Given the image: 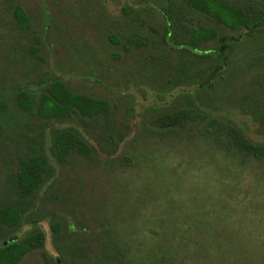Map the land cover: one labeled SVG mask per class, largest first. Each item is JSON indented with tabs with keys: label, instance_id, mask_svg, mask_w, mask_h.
Returning <instances> with one entry per match:
<instances>
[{
	"label": "rangeland",
	"instance_id": "374dc122",
	"mask_svg": "<svg viewBox=\"0 0 264 264\" xmlns=\"http://www.w3.org/2000/svg\"><path fill=\"white\" fill-rule=\"evenodd\" d=\"M165 4L0 0V205L18 199L8 177L19 156L42 151L50 167L33 199L48 193L63 229L81 234L84 244H92L88 236L111 233L123 256L107 264H264V158L227 155L199 135L197 123L174 131L156 126L158 114L184 107L188 91L198 87L179 84L169 91L171 78L191 62L178 51L181 45L163 40ZM15 5L26 12L25 29ZM257 32L230 46L219 80L222 99L208 109L264 142L261 126L235 107L245 92L264 91V24ZM128 34L144 45H129ZM214 46L211 41L200 50ZM57 78L73 92L106 99L110 118H43L35 108L19 109V90L38 101L41 87ZM62 129L82 134L91 155L74 152L56 161L52 138ZM40 225L43 249L19 264H43L42 250L59 256L49 222ZM8 232L0 225V241Z\"/></svg>",
	"mask_w": 264,
	"mask_h": 264
},
{
	"label": "trees",
	"instance_id": "16d2710c",
	"mask_svg": "<svg viewBox=\"0 0 264 264\" xmlns=\"http://www.w3.org/2000/svg\"><path fill=\"white\" fill-rule=\"evenodd\" d=\"M13 8L17 22L25 28V14L18 6ZM162 9L165 20L163 40L181 45L178 51L183 55L187 53L191 62L190 67L183 66L180 74L176 72L172 76L169 91L179 84H196L198 87L197 93L193 89L188 91L184 107L158 114L156 126L160 131H174L186 129L189 124L195 127L197 123L199 135L227 155L264 158V142H254L240 127L227 123L221 114H212L208 109H217L212 101L220 102L222 99V82L219 80L227 67L230 46L256 37L258 28L264 24V0H166ZM134 19L142 22L138 15ZM224 29L229 33L221 32ZM151 30L157 32L153 28ZM126 40L135 48L144 45L143 38L138 39L135 34H128ZM211 41L214 47L200 50ZM193 56L197 57L195 63ZM259 92L257 96L245 92L235 107L242 114L251 116L264 132L261 118L264 91ZM15 100L19 109L28 111L35 108L43 118H65L74 114L81 118L102 117L107 120L111 115L106 99L73 92L59 79L44 85L38 101L24 90L17 92ZM51 147L58 162L74 152L83 156H90L92 152L87 139L73 129L54 133ZM49 167L48 156L42 151H33L19 156L15 170L9 175L8 186L18 199L12 204L0 205V225L9 229L3 240L11 238L5 244L0 241V264H19L30 251L43 249L46 239L40 225L43 220L49 222L51 239L59 254L53 257L42 250L43 264H107V260H120L122 249L114 245L111 233H104L97 239L84 237L85 241L92 243L84 244V240L76 235L78 233L71 235L69 230L63 229L61 220L64 217L59 215L56 207H48L50 204L56 206L48 193H40L33 199ZM23 224H29L28 229L17 234V229Z\"/></svg>",
	"mask_w": 264,
	"mask_h": 264
},
{
	"label": "flooded vegetation",
	"instance_id": "af4514ba",
	"mask_svg": "<svg viewBox=\"0 0 264 264\" xmlns=\"http://www.w3.org/2000/svg\"><path fill=\"white\" fill-rule=\"evenodd\" d=\"M16 6H18L20 9H22V11H23V13L25 14V16H26V20H27V25L25 26V28H27L28 27V19H27V15H26V12L24 11V9L20 6V5H16ZM23 28V27H22ZM24 28V29H25ZM57 79H59V78H57ZM55 80V79H54ZM64 85H65V83L63 82V80L62 79H59ZM52 82V81H51ZM51 82H47V84H49V83H51ZM66 86V85H65ZM44 87V86H43ZM43 87H41V89H43ZM67 87V86H66ZM68 88V87H67ZM69 89V88H68Z\"/></svg>",
	"mask_w": 264,
	"mask_h": 264
},
{
	"label": "water",
	"instance_id": "95a60500",
	"mask_svg": "<svg viewBox=\"0 0 264 264\" xmlns=\"http://www.w3.org/2000/svg\"><path fill=\"white\" fill-rule=\"evenodd\" d=\"M11 240V239H10ZM4 244L6 243V241L5 242H3Z\"/></svg>",
	"mask_w": 264,
	"mask_h": 264
}]
</instances>
